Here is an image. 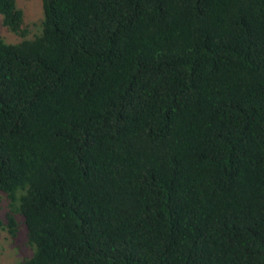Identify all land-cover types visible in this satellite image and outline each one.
Wrapping results in <instances>:
<instances>
[{"label":"trees","instance_id":"1","mask_svg":"<svg viewBox=\"0 0 264 264\" xmlns=\"http://www.w3.org/2000/svg\"><path fill=\"white\" fill-rule=\"evenodd\" d=\"M19 6L0 0L15 264H264V0H41L34 32Z\"/></svg>","mask_w":264,"mask_h":264},{"label":"rangeland","instance_id":"2","mask_svg":"<svg viewBox=\"0 0 264 264\" xmlns=\"http://www.w3.org/2000/svg\"><path fill=\"white\" fill-rule=\"evenodd\" d=\"M17 5L22 9L24 14V23L31 27L30 32L38 29L39 20L42 16L41 0H16ZM0 15V36L6 42H15L18 36L8 31L1 23ZM30 35V34H29ZM6 200L0 195V220L4 219ZM20 229L17 242L13 243L7 236L6 231L0 227V264H15L31 254V249L26 244V229L23 224ZM6 230V229H5Z\"/></svg>","mask_w":264,"mask_h":264}]
</instances>
